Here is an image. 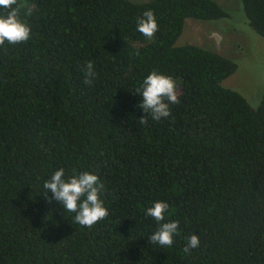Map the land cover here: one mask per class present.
<instances>
[{
  "label": "trees",
  "instance_id": "16d2710c",
  "mask_svg": "<svg viewBox=\"0 0 264 264\" xmlns=\"http://www.w3.org/2000/svg\"><path fill=\"white\" fill-rule=\"evenodd\" d=\"M18 3L31 33L0 46V264H264V95L253 107L223 85L234 60L177 45L187 18L229 13L216 0ZM243 5L264 37V0ZM146 10L151 39L136 30ZM152 71L175 80L180 102L141 124L133 92ZM60 168L99 176L106 218L81 227L43 196ZM156 201L179 224L171 247L148 242ZM192 234L200 245L185 253Z\"/></svg>",
  "mask_w": 264,
  "mask_h": 264
},
{
  "label": "clouds",
  "instance_id": "9594fccd",
  "mask_svg": "<svg viewBox=\"0 0 264 264\" xmlns=\"http://www.w3.org/2000/svg\"><path fill=\"white\" fill-rule=\"evenodd\" d=\"M24 5L18 0H0V46L7 41L9 44L26 42L30 38L31 29L21 18L20 12ZM31 14V9H28ZM139 33L148 39L153 38L158 30V22L152 10H146L141 17L137 18V29ZM85 84H92L96 75L92 61H88L85 66ZM134 94L142 97L139 105L144 115L139 119V123L147 124L148 117L152 120L160 121L171 115L170 104H178L177 84L168 75L152 71L143 80ZM45 198L48 193L52 194L50 199H55L61 204L66 213H75L74 222L81 227L91 228L109 214L100 198L104 190V184L97 174L84 171L78 175H70L65 178V169L56 170L43 184ZM169 209V204L165 201H156L153 206L147 209L146 214L152 217L159 225L157 230L148 237V242L159 244L161 248L173 245L174 234H178V221H165V214ZM187 243L184 252L200 245L199 236L192 234L185 238Z\"/></svg>",
  "mask_w": 264,
  "mask_h": 264
},
{
  "label": "rangeland",
  "instance_id": "374dc122",
  "mask_svg": "<svg viewBox=\"0 0 264 264\" xmlns=\"http://www.w3.org/2000/svg\"><path fill=\"white\" fill-rule=\"evenodd\" d=\"M216 1L229 17L218 20L187 18L177 45H200L234 60L238 68L223 85L239 91L256 108L264 95V37L251 26L243 0Z\"/></svg>",
  "mask_w": 264,
  "mask_h": 264
}]
</instances>
